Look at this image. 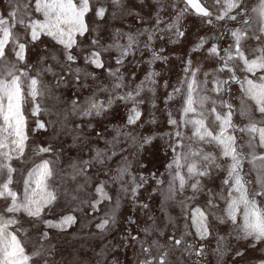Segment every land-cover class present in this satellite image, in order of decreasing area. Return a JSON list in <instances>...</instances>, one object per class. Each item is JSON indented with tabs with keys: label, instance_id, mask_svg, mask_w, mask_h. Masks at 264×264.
<instances>
[{
	"label": "rangeland",
	"instance_id": "374dc122",
	"mask_svg": "<svg viewBox=\"0 0 264 264\" xmlns=\"http://www.w3.org/2000/svg\"><path fill=\"white\" fill-rule=\"evenodd\" d=\"M200 1L213 13L211 24L206 22L207 17L196 15L194 10L185 13L177 23V15L185 6L184 0H119L118 4L113 0H93V11L86 17L89 32L78 38L80 49L72 50L77 61L70 66L64 61L63 49L50 38L42 37L35 43H28L27 39L22 41L27 44L26 65L30 66V73L40 72V79L48 90L39 99V115H31V102L26 107L29 140L23 159L12 162L20 170L15 176L20 179L21 173L26 174L33 163L48 159L54 171L51 183L58 192V200L45 210L42 218H31L22 212L18 214L19 226L26 230V235L21 238L28 251L40 252L32 264H140L148 258L142 251V242L147 247L153 241L164 246L161 252L168 251V264H258L264 260V242L253 247V240L237 239L238 232L234 226L217 219L222 215L223 202L217 199V207L208 205L209 190L213 194L220 192L224 172L213 170L211 176L202 178L203 187L198 192L186 187L183 192H177L174 199L165 198L169 180L167 165L172 160L171 145L175 142L172 135L174 126L168 123L169 113L179 120L182 103L179 96L172 100L168 96L185 77L187 61L191 60L189 73L199 69L198 80H204V73L209 74V96L216 100H230L237 109L240 108L238 84L231 83L228 93L218 95L210 91L213 72L221 62L218 57L211 56L208 49L214 43L220 49L232 44L230 32H226L225 27H244L240 23L242 17H237L236 21H217L215 15L219 8L215 0ZM14 3L15 0H0V14L7 17ZM254 3L255 0H246L245 7L250 9ZM98 7L106 9L102 18L95 15ZM170 24L176 26L169 28ZM252 27L256 29V24L253 23ZM15 31L24 35L20 25ZM178 32L183 35H178ZM128 35H132L136 42L123 63L117 64L119 52L109 46L127 45ZM201 38L207 43L197 48ZM92 40L98 44L93 45ZM260 44H264V37ZM242 47L251 58V49L257 47V41L251 38L242 41ZM92 50L101 52L104 68L85 63L84 55ZM153 53L166 59L154 60ZM53 56L57 59L53 60ZM9 59H14L10 52ZM235 64L237 75L242 77L240 62ZM48 67H52L53 72L45 71ZM76 68L81 69L79 79L74 71ZM107 69H119L118 74L123 76V87L115 92L101 91L103 88L111 90L115 82ZM150 72L156 73L152 77L155 83L146 82L144 90L136 97L140 101L138 109L141 116L135 124L127 123L129 109L133 106L130 101L116 99L101 115L81 114L80 108L94 93L100 100H107L110 94L115 96L134 91ZM216 75L227 78L229 72L225 70ZM73 100L77 101L75 108ZM253 116L261 118L255 110ZM37 121L43 122L45 128L32 131ZM234 122L244 124L247 121L237 114ZM186 131L191 134L190 130ZM146 138L151 139L145 142ZM246 139V136L242 137L240 143ZM41 146L50 147L51 151L34 155ZM205 150L217 151L213 146H205ZM98 151L102 155L94 159ZM244 151L248 149L245 147ZM83 161L90 163L85 166ZM125 165L128 171L123 179L114 180L118 169ZM249 167L245 163V172ZM80 168H84V172L77 174ZM141 177L146 179L141 180ZM133 178L135 184H142L135 196L131 192ZM158 179L164 183L157 184ZM248 179L254 181V174H250ZM102 182L111 200L102 201L94 210L92 202L99 198L95 189ZM122 186L128 191H122ZM190 197L195 198L188 199ZM6 204L0 200V211ZM196 206L208 214L210 235L205 239L196 235L191 224L189 210ZM68 214L74 215L76 220L63 230L46 227L43 223V220L58 221ZM106 215L111 218L109 225L103 230L98 229L96 225ZM182 236L184 243L178 247L169 240L170 237L179 239ZM219 237H224V240L219 241ZM189 244L191 249H188ZM218 244L220 252L217 251ZM201 245L203 254L197 256L195 249ZM237 251L243 255L237 256ZM151 255H158L155 247Z\"/></svg>",
	"mask_w": 264,
	"mask_h": 264
},
{
	"label": "snow or ice",
	"instance_id": "6c2138e0",
	"mask_svg": "<svg viewBox=\"0 0 264 264\" xmlns=\"http://www.w3.org/2000/svg\"><path fill=\"white\" fill-rule=\"evenodd\" d=\"M245 2L246 0H215L219 8L218 14L215 15L217 21H236L237 17H242L240 23L244 27L231 29L225 27V31L230 32L233 43L223 49L214 43L208 49L209 54L218 57L221 62L213 72V87L210 91L218 95L228 93L231 83L238 84L241 92L240 108L237 109L230 100H216L209 96L207 94L209 74L204 73V80H198L199 69L189 73L191 60L187 61L185 77L168 96L169 100L179 96L182 103L179 120L169 113L168 123L174 126L175 131L172 135L175 142L171 145L172 160L167 165L169 180L165 198L174 199L176 193L183 192L186 187H191L194 193L198 192L203 187L202 178L211 176L213 170L224 172L220 192L213 194L209 190L208 205L217 207L215 201L217 199L222 201L224 204L220 210L222 215L217 216V219L221 223L230 222L238 232L237 239H251L255 242L252 245L255 247L257 243L264 242V44H260L261 38L264 37V0H255L250 9L245 7ZM113 3L118 4L119 0H113ZM92 5L93 0H15L14 7L7 17L0 14V200L7 202L3 211H0V264H32L40 252L28 251L21 238L22 235H26V230L19 226L18 214L22 212L28 217L40 219L45 210L51 208L58 200L57 189L51 183L54 171L50 160L43 159L39 163H33L26 174L21 173L20 179L15 176L20 170L12 163L14 160L23 159L29 140L26 107L31 102V115H39L41 111L39 99L48 90L47 85L40 79V72H36L35 75L30 73V66L26 65L27 44L22 41L27 39L28 43H35L42 37H48L63 49L67 65L76 63L77 56L72 50L80 49L78 38H83L89 32L86 17L93 11ZM184 5L177 15V23L191 10H194L196 15L207 17V23H212L213 13L198 0H184ZM105 11L104 7H98L95 9V15L102 18ZM253 23L256 24V29H253ZM17 25L22 26L24 35L15 31ZM175 26L168 25L169 28ZM177 34L183 35L182 32ZM250 38L257 41V47L251 49V58L242 47V41ZM135 42V38L128 35L127 45L109 46L115 47L119 52L117 64L123 63L124 57L131 52ZM205 43L207 41L201 38L197 48L203 47ZM92 44L96 45L98 41L92 40ZM9 52L14 59H9ZM52 59L56 60L57 57L53 56ZM153 59L166 58L153 53ZM84 60L96 68H104L100 51L92 50L84 55ZM236 61L241 64L240 71L244 73L242 77L237 75ZM21 64L26 66L21 67ZM225 70L229 72L227 78L216 75ZM45 71L53 72V69L48 67ZM69 71H72L70 67ZM74 71L77 73L76 78L79 79L81 69L76 68ZM107 71L115 78V82L111 90L103 88L101 91L115 92L116 89L123 87V76L118 74L119 69ZM155 75L156 73L150 72L134 91L123 95L110 94L107 100H100L94 93L80 108L81 114L101 115L116 99L130 101L133 106L129 109L127 123L135 124L141 116L138 109L140 101L136 97L144 90L146 82L155 83L152 79ZM72 103L74 108L77 107L76 100ZM218 108L225 111H219ZM253 110L259 114L260 119H255ZM237 114L247 122L235 123L234 116ZM44 128L45 124L37 121L36 128L32 131ZM186 130H190L191 134L189 135ZM244 136L247 139L241 144L240 139ZM150 139L146 138L145 142ZM205 146H213L217 151H206ZM245 147L248 149L247 152L244 151ZM50 151V147L41 146L34 155L39 156ZM101 155L98 151L94 159H99ZM89 163L90 161H83L85 166ZM245 163L250 166L248 172H245ZM127 171V165L120 167L113 179L122 180ZM83 172L84 168H80L77 174ZM250 174H254V181L248 179ZM145 179L141 177V180ZM156 182L164 183L159 179ZM133 183L131 192L135 196L142 184H135L134 178ZM95 191L99 198L92 202L94 210L102 201L111 200L103 182ZM122 191L127 192L128 189L122 186ZM116 206H119V201ZM189 213L196 235L200 239H205L210 235L208 214L199 206L191 208ZM110 219L106 215L96 227L105 229ZM75 220L74 215L68 214L60 217L58 221L43 220V223L46 227L63 230L70 227ZM145 231L147 232V229ZM44 236H47L46 232ZM218 239L223 241L224 237ZM169 240L177 247L184 243L183 236L179 239L170 237ZM153 247L157 249V256L151 255ZM163 247L158 241H153L152 245L147 247L143 246L142 242V251L148 258L142 260L140 264H168V251H160ZM191 248L192 245L189 244L188 249ZM217 251L220 252L219 244ZM195 254L197 256L203 254L202 245L195 249ZM236 255L241 256L243 253L237 251ZM258 264H264V260H260Z\"/></svg>",
	"mask_w": 264,
	"mask_h": 264
},
{
	"label": "bare ground",
	"instance_id": "6f19581e",
	"mask_svg": "<svg viewBox=\"0 0 264 264\" xmlns=\"http://www.w3.org/2000/svg\"><path fill=\"white\" fill-rule=\"evenodd\" d=\"M198 2H199V3H201V1H200V0H198ZM201 4H202V3H201Z\"/></svg>",
	"mask_w": 264,
	"mask_h": 264
}]
</instances>
